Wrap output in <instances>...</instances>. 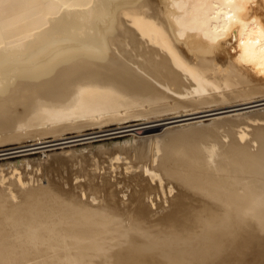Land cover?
<instances>
[{"label": "bare ground", "instance_id": "bare-ground-1", "mask_svg": "<svg viewBox=\"0 0 264 264\" xmlns=\"http://www.w3.org/2000/svg\"><path fill=\"white\" fill-rule=\"evenodd\" d=\"M263 104L264 0H0V143L144 134L118 176L0 163V264H264Z\"/></svg>", "mask_w": 264, "mask_h": 264}, {"label": "rangeland", "instance_id": "rangeland-1", "mask_svg": "<svg viewBox=\"0 0 264 264\" xmlns=\"http://www.w3.org/2000/svg\"><path fill=\"white\" fill-rule=\"evenodd\" d=\"M263 106H264V104L261 105V106L258 105V106H254V107H247V108H243V110H241V111L251 110V109L258 108V107H263ZM235 111L236 110H234L233 112H231V111L230 112L229 111L220 112V114L226 115L225 113H227V112L232 114ZM216 116H218V115L217 114L216 115L215 114H209V115H205L203 117L201 116V117H195V118H191V119L187 118V119H183V120L176 121V122H170V119L163 118V117H166V116H161V118L159 116V117H156V118L155 117L148 118L149 121L147 119H145V121L147 123L145 121H142V119L144 120V118H142V117H131V118H128V119L121 120L120 125L121 124L125 125V124H131V123H138L139 121H142L143 123H141V124L145 123L144 125L156 124L155 126L158 127V129H156L154 132H156V131L157 132H163V131L167 130L168 128H170V126H178V125H179L178 127H172V128H179V130H183L186 125L185 126H180V124H184V123H188V122L190 123V122L195 121V120L203 119L204 123H207V122H209L208 120H210L211 118L216 117ZM153 118H155V119L153 120ZM158 118H160L161 120L158 119ZM150 119H152V120H150ZM117 125H118V123L116 121H111V122H108L105 125H103V127L104 128H112V127H115ZM131 127L132 126L126 127V129L127 128H131ZM134 127H136V126H134ZM82 128L83 129L80 131L81 133L82 132H89L91 130L95 131V129L98 130L99 127H97V126H93V127L92 126H84ZM133 132H134L133 130H128V131H123V132H119V133H116V134L102 135V136H97V137L73 140V141H69V142H65L66 139L65 140L62 139V141L64 143L61 140H59V141L58 140H53V141L44 142V143L41 142L42 144L41 143H33V142L35 140H36L35 142L39 141L38 139H40V141H44V140H49V139L51 140V139H54V137L55 138H57V137L55 135H53L52 133H44V135L41 134V135H37L36 137H35V135H31V136L23 137V138H21V140L20 139H16L15 141L14 140H10V141H6V142H3V143H0L1 144L0 145V149L9 148V147L11 148V147H14V146H18V145H21V143L24 144V142H25V144H27V145H25V147L21 146V148L19 147V148L16 149V150H18V149H23V150L0 155V163H3L4 161L5 162L8 161V163H6L4 165L5 167L2 166L4 169H7V168H9L10 165L14 164L19 169H22L23 171L24 170H26V171L28 170V172L30 173L29 175H32L34 173L33 174L34 177H36V176L39 177V178L41 177L40 179L43 182L46 181L48 179V177L49 178L59 179V180H68L69 183H74V182H78L79 180H83L84 176H81L82 178H80V176H79L77 178L72 179L73 178V174H76L78 172L82 173L83 171H85V172L90 171L91 168H93V165H94L93 162H95V161L98 164V167H97V170H96L97 173H104L105 172L104 174L108 176V174L109 175L110 174H115L117 172L115 175L118 176L120 174L119 171L122 170L121 169V167H122L121 164L125 160L124 159H119V160H115V159L113 160L112 159L110 161L109 156L106 153H103L100 150L99 147L101 145H103V144H105V145L109 144L110 147L111 146L115 147L114 148L115 150L112 147H111L112 148L111 150L112 151H116V147H118L116 145L118 143H121L119 141L122 140L124 142V140H127V138L129 140L130 137H131L130 139H132V138L138 139V138H140L141 135H144L143 133L142 134L141 133L133 134ZM75 133H79V132L76 131V129H74V130L73 129H68V130H66L64 132L63 135H65V136H67V135L69 136L70 135L71 136V135H73ZM134 136H136V137H134ZM75 139H77V138H75ZM30 142L33 144V146H32V144H30ZM111 142H112V145L110 144ZM115 142H117V144H114ZM28 143H29V145H28ZM39 144H41V145H39ZM43 145H45V146H43ZM78 147H80V148H78ZM81 147H83V148H81ZM25 148H27V149H25ZM14 149L15 148H11V150H8V151H13ZM79 149H81V150H79ZM75 152H76V154H75ZM74 154H75V157H74ZM24 156L26 158H24ZM93 157L95 159L94 161L92 159ZM56 158H57V160H56ZM78 158H79V160H78ZM128 159L129 158H127V160ZM36 161H38V162H36ZM24 162H30L29 164L27 163L28 164V168L27 167L26 168L23 167V165H26ZM19 163H21V166L19 165ZM111 163H112V166H110ZM38 165H39V167H38ZM39 168H40V170H39ZM116 170H118V171H116ZM45 178H46V180H45Z\"/></svg>", "mask_w": 264, "mask_h": 264}]
</instances>
